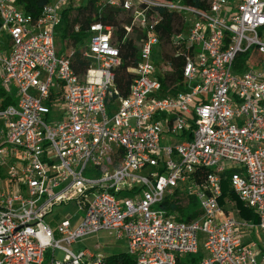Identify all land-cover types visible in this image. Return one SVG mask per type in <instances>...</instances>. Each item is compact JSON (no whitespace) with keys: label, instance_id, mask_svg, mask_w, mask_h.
<instances>
[{"label":"built area","instance_id":"1","mask_svg":"<svg viewBox=\"0 0 264 264\" xmlns=\"http://www.w3.org/2000/svg\"><path fill=\"white\" fill-rule=\"evenodd\" d=\"M102 1L136 27L125 25L139 49L127 95L116 86L114 26L89 24L81 49L63 53L58 28L79 5L51 0L34 18L0 0L11 41L0 52V264H105L100 244L73 249L104 231L136 264H264V0ZM156 7L185 19L171 36L181 88L163 85L170 59L153 60L164 41ZM77 52L89 61L83 73ZM58 104L62 118L51 119ZM231 192L257 222L239 215ZM177 199H195L201 215L177 219L164 208ZM68 206L74 215L56 214Z\"/></svg>","mask_w":264,"mask_h":264},{"label":"trees","instance_id":"2","mask_svg":"<svg viewBox=\"0 0 264 264\" xmlns=\"http://www.w3.org/2000/svg\"><path fill=\"white\" fill-rule=\"evenodd\" d=\"M51 0H16L17 5L27 13H30L34 18H38L43 7ZM166 2L177 0H163ZM185 4L205 7L207 0H178ZM159 14L162 15L163 20L159 23L157 30L161 32L164 39L162 46V54L171 61L172 71L166 74L163 79L164 87L178 84L181 88L183 81V56L175 54V48L171 44V36L174 33H179L183 29L184 17L177 12H169L165 9L156 7ZM94 22H102L107 25H112L116 28L115 36L118 40L119 49L121 51L122 63L118 68L116 86L123 95H127L130 91L131 84L135 78V73L132 71L138 66L139 49L132 37H126V26H133V18L130 12L120 11L119 9L105 5L102 0H89L86 5H82L77 9L76 15L71 16V8H68L63 13V21L60 30V38L62 41L70 42L75 46H79L86 36V29L89 24ZM76 25H81L80 31H74ZM1 27V20H0ZM70 45V44H69ZM169 46L171 51L164 49V46ZM75 63L74 67L77 73H83L89 67V61L83 59L81 55L77 54L72 57ZM178 87V88H179ZM174 91V89H173ZM0 95L5 93L0 89ZM13 96L7 95L4 100V105L15 104ZM223 197L229 193L228 181L224 180L222 183ZM231 196L236 200L237 206L240 210V215L245 219H252L255 222L258 219L255 217L253 210L246 207L238 197L231 192ZM223 197L221 201L223 200ZM177 199L175 202L167 200L164 208L173 214L177 219L190 221L198 218L201 215V210L195 199H191L189 203L183 205V201ZM200 256H197V258ZM105 264H136L135 259L125 252H118L107 256Z\"/></svg>","mask_w":264,"mask_h":264},{"label":"rangeland","instance_id":"3","mask_svg":"<svg viewBox=\"0 0 264 264\" xmlns=\"http://www.w3.org/2000/svg\"><path fill=\"white\" fill-rule=\"evenodd\" d=\"M89 0H73V3L79 6L82 5H86L88 3ZM209 1V0H207ZM132 37H136V34L132 33L131 34ZM10 38L7 35L6 32H2L0 34V52L1 51H5L9 46H10ZM70 44V45H69ZM74 45L70 42H65L62 41L60 38V30L57 32V47L59 49V52H63V53H67L69 52V49L72 48ZM166 50L171 51L169 46H164ZM6 48V49H5ZM78 49H81V46H77ZM162 46L158 45L155 48V53H154V57L153 60L155 61V63H161L163 61V55H162ZM63 105L62 104H58L56 107H54L52 109V113H51V119L57 120L62 118V111ZM172 142V140L170 141ZM163 144H169V141H163ZM86 175L91 176L92 173L87 172ZM126 187L128 188L127 184H123L122 187ZM119 197L124 196V193H122L121 195H118ZM236 205L237 202L234 199ZM186 200H183V205H186ZM198 207L200 208L199 204ZM238 207V206H237ZM76 208L73 206H68L66 208H62V207H56L55 212L56 214H58L59 216H69V215H74L76 213ZM81 215H83V213L81 212ZM240 215V212H239ZM241 216V215H240ZM259 234H261L259 232ZM203 238H204V234L200 233V251L201 254H203ZM96 244H100L102 246V248L100 250H95V252H97V254H101L102 256H110L112 254L118 253V252H125L127 251V242L122 239H116L115 236L113 234L110 233V231H104V232H100L99 234H97L96 236L92 237V238H88L86 240L81 241L80 243H78L77 245L73 246V249L78 251V250H82L85 248H89V249H94ZM57 258L61 259L63 257V253L58 251L56 253Z\"/></svg>","mask_w":264,"mask_h":264}]
</instances>
